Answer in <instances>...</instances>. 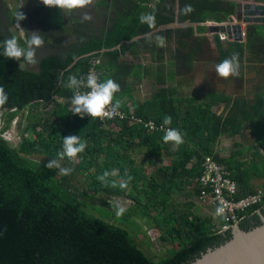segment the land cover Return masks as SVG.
<instances>
[{
    "label": "trees",
    "instance_id": "trees-1",
    "mask_svg": "<svg viewBox=\"0 0 264 264\" xmlns=\"http://www.w3.org/2000/svg\"><path fill=\"white\" fill-rule=\"evenodd\" d=\"M151 2L154 5L149 7ZM174 2L109 0L105 5L112 14L107 13L106 26L90 34L91 22L77 21L73 30L76 41L68 46L62 36L64 26L56 22L49 35L45 34L43 38H50L53 44L63 46L64 50L42 57L37 71L23 69L19 67L21 61L0 55V86L9 96L8 102L0 106V114L7 112L0 118V134L8 131L17 114L25 108L32 110L35 105L46 108L54 104L47 116L33 117L29 127L36 134L34 141L24 137L22 132L19 145L11 146L0 136V264H186L208 248L232 237V228L221 231L211 217L195 213V201L200 194V186L195 180L202 172L204 156L213 155L231 169L237 181V197L256 190L252 178L264 179V87L252 102L232 100L220 93L210 95L204 105L196 106L194 99L179 97L173 88L160 87L143 103H132L135 115L144 120L152 119L163 124L164 117L170 116L171 124L164 126L181 133L184 142L179 146L165 143L164 133H149L143 126H129L122 122L115 123L118 131L108 130L106 127L110 122L105 127L98 120L79 118L69 107L57 102L60 98L70 100L73 95L71 89L60 86V81L66 84L70 75L80 78L87 68L86 55L100 49L106 50L103 58H109L101 66L103 75L100 80L110 78L120 84L113 103L116 100L121 102L131 91L125 85V79H139L146 72L145 67L119 60L125 51V42L175 21L177 24L223 22L236 10V3L231 1L177 0L175 14ZM186 5L191 6L190 12L185 11ZM142 13L155 16L154 27L139 23ZM197 29L185 26L166 30L168 39H173L176 45L170 56L172 67L177 68L179 61L182 69L193 68L199 46L196 43L199 40ZM215 39L220 61L235 53L242 54L247 48L246 44L238 42H227L224 46L219 36ZM146 40L139 38L136 41L145 45ZM136 41L130 43L131 51ZM172 75H178L175 68L168 80H174ZM222 104L224 109L217 114L213 107ZM121 105V109L128 111L127 103L121 102ZM247 126L252 127L256 143L251 148L250 157L243 160L240 148L228 157L216 152L220 137H232L233 130L240 133ZM38 127L46 133L45 139L39 137ZM68 135L80 136L87 142L76 162L64 158L69 161L65 167L73 169L70 175L57 176L55 168L48 169L47 163L30 157L39 153L58 158L63 137ZM142 147L146 148L144 158L140 164H135L129 151ZM163 155L170 157L168 164L161 162ZM146 161L151 165L160 163L149 178L139 175ZM82 169L86 188L80 190L75 174ZM104 171H115L116 175L110 176L109 180H115L116 187L105 186L97 180ZM128 175L132 179L127 188L121 189L118 182L127 179ZM130 188L134 194H129ZM100 193L127 196L132 202L125 207L124 214L117 217L113 202L99 196ZM78 194L100 201L106 208L89 206ZM240 214L245 215L239 222L240 227L250 229L262 220L264 203ZM110 217L131 228H140L137 222L140 219L158 231L157 239L163 245L172 243L173 237H177V247L154 260L126 227L110 222Z\"/></svg>",
    "mask_w": 264,
    "mask_h": 264
},
{
    "label": "rangeland",
    "instance_id": "rangeland-1",
    "mask_svg": "<svg viewBox=\"0 0 264 264\" xmlns=\"http://www.w3.org/2000/svg\"><path fill=\"white\" fill-rule=\"evenodd\" d=\"M134 1L139 2L141 0ZM107 2H109V0H92V3L86 8L62 13L61 10L56 7L45 6L42 3V0H0V38L7 39L10 37H16L20 45L22 44V47H26L27 39L30 37L32 31H39V34L44 37L45 34L49 35L48 33L51 31L50 27L56 25L57 22L58 24H62L64 26V33L62 36L66 42L65 45L68 46L76 41V37L73 33L74 24L77 21L82 20L84 12H89L92 17L91 20H86L93 23L89 26L90 34H93L106 26L107 13H110V15L112 14V10L107 9V5H105ZM153 5V2L148 3L149 7H152ZM17 9H20V11L26 16L25 19L19 21V26L16 21V14L20 11ZM60 14L63 17V20ZM234 14L235 11L232 15ZM195 27L198 28L196 35L199 40H197L196 43L199 46L196 49V64L191 69H182L181 65H179V61L177 68H171L169 65L165 66V63L170 60L171 53L176 47L173 43L174 40L172 41V39H168L166 30L159 28L160 31L158 30V33H156V36L160 35L165 38L163 47L158 46L157 43L154 45L150 42L146 43L145 47H147V51L150 53L149 58H154L152 63L155 64L150 66V75L157 77V79L160 78V75H162V78L160 79H165V75H167V77L170 76V73L174 68L178 71V75L175 81L166 80L157 81L156 83L144 82L142 87L137 88L138 95L141 96L143 93H147V99L150 92L155 94V91H157L160 87H170L176 90V94L179 97L194 99V105L196 106L204 105L206 98L210 97V95L220 93H224L232 100L241 98L243 101L252 102L256 93L264 87V24L244 25L245 36L243 43L247 45V48L242 54L235 53L238 56V72L236 75L229 76L227 79L217 76L215 72V65L221 62L216 47V35L209 34L207 25L201 26L199 24H195ZM63 50V46L53 44L50 38L44 39V46L36 51L37 63L35 65H29L21 60V64H23L22 68L30 71H37L38 61L42 57L49 54L59 53ZM59 103L70 108V102ZM128 107L133 109L132 106ZM53 108L54 104H50L46 108H43L40 105H35L32 110L25 108L22 112L18 113L17 117L12 121L8 129L13 137V140L10 141L11 146L19 145L21 142L22 132L25 133L24 137L30 141H34L36 134L29 127V125L34 121L33 117L39 119L42 116H47ZM223 109L224 104L218 107H213V110L216 111L217 114H221ZM6 113L7 112L4 111L2 114L6 115ZM2 114H0V118H2ZM29 115H32V117L30 118ZM106 129L118 131V126H109L106 127ZM251 130L252 127L247 126L240 133L233 130L232 137L223 135L217 141L216 150L219 146V154L228 157L232 151L240 148L243 150L244 154L241 157L245 160L247 156L250 155L251 148L256 146L255 137ZM36 131L41 139L46 138V133L42 132L39 127ZM235 143H237L238 146H234ZM145 151L146 148L144 147L129 151V154L135 159V164H140V162H142ZM30 157L44 163H48L53 160V158L39 153H33ZM153 158L154 157L152 156V159ZM76 161L77 157L73 160V162ZM161 162L163 164H168L170 162V157L163 155ZM68 164V160L61 161V165L64 167ZM159 164L160 163L156 162L151 165L148 161H146L139 173L140 177L149 178ZM55 171L56 175L60 176L59 169H55ZM84 172L85 171L82 169L80 173L75 174L77 186L80 190L86 188L83 178ZM263 181V178H257L255 176L252 178V184L255 189L264 187ZM140 184H143V181L140 182ZM129 194H134V190L132 188L129 189ZM78 195L79 198L89 204V206L94 205L95 207L106 208L100 201L86 199L81 194ZM100 195L106 197L108 200H111L113 203H119L124 208L132 202L131 198L127 196H107L104 193H100L99 196ZM209 208L213 213V208L211 206ZM93 213L98 216L101 215L99 212ZM205 213L207 216H212V220L219 226L223 225V220L217 219L214 213ZM109 221L126 227L133 235L138 245L154 260H158L161 257L166 256L177 247V237H173L172 243L163 245L157 239L158 231L147 226L144 224V221L140 219H137L140 228H131L127 224L120 222L118 219H112L111 217L109 218Z\"/></svg>",
    "mask_w": 264,
    "mask_h": 264
},
{
    "label": "clouds",
    "instance_id": "clouds-1",
    "mask_svg": "<svg viewBox=\"0 0 264 264\" xmlns=\"http://www.w3.org/2000/svg\"><path fill=\"white\" fill-rule=\"evenodd\" d=\"M42 3L47 7H56L61 10L62 13L72 12L76 9L86 8L92 3V0H42ZM191 6L186 5L185 11L190 12ZM26 16L22 12H17L16 21L19 26V21L25 19ZM91 14L89 12H84L82 15V21L91 20ZM140 24H147L149 28L154 27L155 16L151 13H142L139 18ZM39 31H32L30 37L27 39V46L22 47L18 42L16 37H10L3 41H0V55L6 59H15L18 61L23 60L29 65H35L37 63L36 51L44 46V39L39 34ZM147 35V34H146ZM149 40L152 39L150 35H147ZM155 41L158 46L163 47L165 43V38L163 36L157 35ZM19 67H23L20 63ZM239 63L238 56L233 54L230 58L223 59L220 63L215 65L216 75L227 79L229 76L236 75L238 72ZM61 87H67L73 91V95L70 98V109L71 113L74 115H79L83 118L85 115L91 118H108L112 119L115 116L121 115L119 109L121 108V102L119 100L114 101L115 93L120 91V84L113 79H106L101 81L95 73H89L86 78H78L76 75H70L68 80L65 82L60 81ZM81 89H86V91H81ZM9 100L8 94L5 92L3 86H0V106L6 104ZM172 122L170 116H165L163 120V125H169ZM162 131H164L163 141L165 143L172 142L176 146L182 144L183 137L181 133L173 128L164 129L162 126ZM87 147V142L82 141L80 136L68 135L63 137L62 150L58 152V159H53L49 161L46 165L48 169H59V174L62 176L70 175L73 169L69 167H64L61 165V161L67 157L70 160H74L78 154L82 153ZM115 171L108 172L104 171L101 175L97 176L99 180L105 186L116 187L117 182L115 180H109L110 176H115ZM127 175V172H126ZM132 179L130 175L127 179H121L118 182V186L121 189H125L128 186V182ZM115 208V214L120 217L124 214L126 209L119 203H113ZM217 215L224 213L223 207H218L216 209Z\"/></svg>",
    "mask_w": 264,
    "mask_h": 264
},
{
    "label": "built area",
    "instance_id": "built-area-1",
    "mask_svg": "<svg viewBox=\"0 0 264 264\" xmlns=\"http://www.w3.org/2000/svg\"><path fill=\"white\" fill-rule=\"evenodd\" d=\"M210 24H212V22L207 23V26ZM218 36L221 41H228L226 35L219 34ZM105 51L106 50L104 49H100L86 55L88 58L87 68L81 77L86 78L91 72L95 73L99 79H101V76L103 75L101 66L103 64V54ZM81 91H86V89H81ZM57 100L62 103L70 102V100L64 98ZM119 112L121 115L115 116L112 119L91 118L88 115H85L83 119L98 120L104 123L105 126L107 122L111 123L110 126H115L117 123L122 122L129 126H143L149 133L155 131L164 133V131H162V126L164 129L168 128L163 124L155 123L152 119L144 120L136 116L134 110L132 108L130 109V107L128 108V111H124L120 108ZM78 117L81 118L79 115ZM1 126L2 122L0 121V127ZM0 136L8 143L13 140L9 131L1 133ZM201 171L200 176L195 180V183L200 186V194L198 195L197 200L201 203L210 205L213 208L215 216L223 220V225L220 226L221 231H225L239 224V222L245 217V215L240 214L241 212L264 203V187L258 188L254 192L248 193L244 196L237 197V181L233 178L231 169L227 164L217 161L213 155L204 156L201 161ZM218 207L224 208L223 214L217 215L216 209Z\"/></svg>",
    "mask_w": 264,
    "mask_h": 264
},
{
    "label": "water",
    "instance_id": "water-1",
    "mask_svg": "<svg viewBox=\"0 0 264 264\" xmlns=\"http://www.w3.org/2000/svg\"><path fill=\"white\" fill-rule=\"evenodd\" d=\"M211 22L207 26L210 34H224L229 41L243 43L244 25L264 24V3L237 2L235 14L230 15L227 21ZM235 226L230 239L208 248L186 264H264V215L250 229H242L239 224Z\"/></svg>",
    "mask_w": 264,
    "mask_h": 264
},
{
    "label": "crops",
    "instance_id": "crops-1",
    "mask_svg": "<svg viewBox=\"0 0 264 264\" xmlns=\"http://www.w3.org/2000/svg\"><path fill=\"white\" fill-rule=\"evenodd\" d=\"M224 1H231V2H235L236 4H237V2H240V1H251V2H256V3H264V0H224ZM169 5H171L170 2H169ZM174 11H175V14H176L177 13V0H175V2H174ZM55 14H57V13H55ZM61 17H62V15H61ZM175 18H176V15H175ZM62 20H63V17H62ZM211 21H214V20H210V21H208V22H206L204 24L207 25V23H210ZM223 22H225V21H223ZM92 24L93 23H91V25ZM204 24H199V25L203 26ZM169 25H171V24H169ZM164 26H166V25H164ZM185 26H191V27H194L196 29L195 24H188V23L187 24H177L176 21L174 23H172V26H169V27L160 26L159 28H161L163 30H168V29H175V28H180V27H185ZM159 28H157L156 30H153L152 32L147 34V35H150L152 37L151 40H149L147 38V35L141 36L139 38H145V39H147L146 41H148V42H150L151 44L154 45V44H156V41H155L156 33H158V30L160 31ZM216 36H218V35H216ZM139 38H135V39H133L130 42H125L124 43L126 45L125 51L122 54H120V56H119V60L120 61H124V62H126V63H128L130 65H134V66L135 65L136 66L140 65L142 67H145V69H146V72L142 73L141 78H139V79L132 78V77H128V78L125 79V85L129 86L131 91L128 93V95H125L121 99V102L127 103V106H132V103L141 104L146 99V94L147 93H143L141 96L138 95V93H137V88L142 87L144 82H148V83L149 82H155L156 83L157 81H161V80L166 81V80H168L167 75H165V79L164 78L160 79V78H162L161 77L162 75H160V78H158V79H157V77L150 75V71H151L150 70V66L155 65V64L152 63L154 61V58H149L150 53H148L147 47H145L146 44L143 45V43H139V42L136 41ZM133 41H136L137 43L134 42L136 44L134 45V47L132 48V51H131L130 50L131 47H129V46H130V43H132ZM172 41H173V39H172ZM227 42H233V41H229V40L228 41H222V44L224 46H227ZM118 48L119 47H116V49H118ZM107 61H109V58L104 57L103 58V62H107ZM150 63H151V65H150ZM195 64H196V62H194V66H195ZM166 65H169L172 68V61L168 60V62L165 63V66ZM172 72H173V69H172ZM172 77L174 78V80H170V81H175L177 79V75H174V76L172 75ZM152 95H153V93L150 92L149 97H151ZM149 97H147V98H149ZM236 99H241V98H236ZM219 149H220V147L218 146L216 152H218ZM195 202H196V205L194 207V211L198 215H200L202 217H205V215H206L205 212L210 213V214L214 213V211H213V213L211 212V210L209 208L210 205L201 203L198 200H196ZM209 217L212 218V216H209ZM217 219H221V218H217Z\"/></svg>",
    "mask_w": 264,
    "mask_h": 264
}]
</instances>
